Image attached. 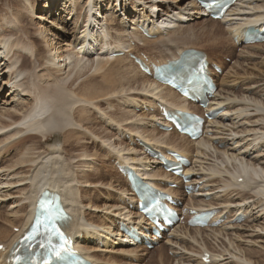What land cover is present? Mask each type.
<instances>
[{
	"label": "bare ground",
	"instance_id": "bare-ground-1",
	"mask_svg": "<svg viewBox=\"0 0 264 264\" xmlns=\"http://www.w3.org/2000/svg\"><path fill=\"white\" fill-rule=\"evenodd\" d=\"M159 1L156 3L153 0H9V13L4 10V7L3 9L0 8V51L3 52L0 56V91L2 88L5 89L7 87L9 97L11 98L10 106H12L9 108V105H7L6 108L0 110V188L13 187L15 184H21L26 180L30 182L29 186L27 185V189L29 188V190L26 192L23 189H18L14 195L7 191L0 195V206L4 205L7 198H11V195H13L12 197H18V195L23 197L17 200L12 199L10 202L11 206H15L21 201H27V205L21 204L14 209L15 211L12 214L14 217L17 216L14 220H5L0 213V219L5 224L0 226V244L5 247L4 252L0 251V264H2L1 259L7 256V251L13 248L14 243L22 235V230L32 219L36 200L45 189L59 192L63 196L72 216L71 221L67 224V230L72 235H75L79 249L89 256L94 264H125L124 262L128 258L137 260V250L142 252V249H139L138 246H133L129 242L124 243L115 239L110 242L111 237H109L114 234L115 236H119V224L125 220H130L133 225H140L137 213L134 210H127L128 206L133 204L134 196L129 192L126 180L124 179V189L121 187L122 185L118 184L120 186L119 189H123L121 191H123L124 196L117 194L119 205L116 203L115 207L111 206L108 208H113V211L110 210L111 216H107L110 218L104 217L105 221L102 220L101 222L97 220V222H94L89 218L88 222L85 210L99 207L94 206V200L88 199L86 203L82 201L79 193L80 187H87L89 181L96 180L99 182L103 178V174L94 166L96 164H93L96 161L97 154L91 153L84 145L77 148L73 144L84 140V137L88 134V137L92 138V143L98 145L100 142L102 144L99 148L104 147L103 150L108 159L113 157V162H116L115 166L126 165L130 168L138 169L144 180L159 187L166 188L164 185H167V183H176L177 179L163 172L158 161H150L146 157H140L141 155H136L133 148L130 150L128 147H122L123 142L120 140L121 138L114 139L120 136L125 138L127 135L128 140L135 143V136L131 131L134 129V125L138 123V118L131 114V110L128 109L127 111L120 112L121 115L117 121L113 119L115 115L111 113V117L113 118L107 117L101 109L103 105L110 104L112 99L117 98L119 95L121 96L124 93L134 94L135 91H145L151 87H153L152 91L162 88L160 90L162 94H159V96L154 95L158 100L155 98L148 99V104L146 103L145 106L139 105L146 108V111L150 113V117L147 114L145 117L151 118L149 120L151 125L145 122L148 126L140 127L142 131L139 132L140 134L136 133V135L138 134L136 139L138 138L148 146H156L154 148L160 150L162 153L173 150L185 157H189V154L193 153L194 145L205 149L212 147L213 154L225 158L227 163H234L231 171H226L225 168L221 171L217 165V167L214 166L215 163L213 166L208 167L210 174H224L228 176L223 181L225 184L218 187L221 189L218 193H224V196L227 198L221 206L217 207L219 210L216 214L218 217L225 218L221 224L223 227L218 229L206 228L205 230L196 228L187 232L190 234V239L193 243H197L196 235H210L212 238H208L214 241V243L219 238H222V241L225 244L227 243L228 248L220 247L219 252L215 251V253L209 250L205 242L203 244L200 242L199 248L201 252L200 250L189 251L188 249L186 251L191 256L197 254L199 258L203 251H209L210 264H264V245L256 247L257 249H253V251L249 249V245H244L243 233L239 234L241 233L239 229L243 227L248 228V232H252V234L257 233L258 235V232L264 233V226L254 224L255 221H258V218L264 220V170L260 166V163H258V158L263 155L260 154L259 156L258 153L263 152H259V150L263 149L264 146V128L260 127L263 128L262 133L254 134L255 130L253 127L252 130L255 136L252 134V138H249L251 141L249 142H246V138L243 139L246 142L245 145H242L244 142L237 144V142L231 139L230 146L237 144L231 147V152L237 151V154L231 153L230 156L227 151L218 150L217 148L218 144L225 147L227 141L212 132L214 129L217 130L215 126H221L217 124L220 122L224 124L225 118L230 113L238 114L239 116L237 115V117L236 114L234 115L236 118H241L242 115L247 117L250 115L248 114L250 108L254 109L253 112L262 114L260 120L258 119L259 121H256V123L261 122L264 126V91L258 98H255L252 94L250 97H248L249 95L245 97V92L242 93V97H239V95H235L231 91H223V87H220L219 84L218 92L211 99L209 107L203 111L201 108L177 96L173 90L161 86L159 83L154 82L151 77L140 73L137 68L127 61L126 57H112V54L115 52L129 53L131 50L130 43L150 48L153 44L149 39L142 37L138 33L136 26H146V23H150L152 27L154 19L161 21L157 27H152L148 33L151 36H156L154 39L161 38L163 40L161 43L165 44L161 45V48H163L161 50H165L167 54L166 57H159L157 64H165L167 60L176 61L183 51L189 49L186 45L180 47L181 44H187L192 40L189 37L194 38L196 36L195 32L187 30V22L191 20L189 19L191 18L190 14L194 16L201 14V16H204L201 10L199 8L196 10L187 9L186 13H183V11H179L181 8H177L178 6L174 5L178 2L180 3L181 0H163L161 2L162 5L171 4V10L177 11V13L170 16H166L164 13H162L163 15H159L162 8ZM245 1L247 5H251L250 3L253 0ZM122 2L124 3L123 7L121 6ZM41 4L43 5V13L38 11L37 14V9L40 8L39 5L41 6ZM188 5L192 7V2H187ZM155 10L156 13L154 12ZM149 11H152L151 15L148 14ZM233 12L230 10L225 15V17L234 15L241 17L239 19L236 17V23L233 25L226 24L233 19L211 20L212 22L226 24L225 32L230 36V41H233L235 38L236 43H242L245 27H260L264 23V11H261L259 6H246L241 11H235L236 14ZM52 16H55V19L53 18L52 22H48ZM117 16L121 18V23H116V21H119L115 20ZM125 23H127L128 27L132 25V29L129 30ZM66 24H70L71 29H69L71 32L69 31L65 34L63 31L67 27ZM180 27L186 29H181ZM183 31L188 34H182ZM54 32L58 34L64 33V35L75 33V35L73 37L71 35V43L67 45L62 43L65 36L56 35ZM213 32L211 31L215 39ZM202 33L209 35V31H202ZM202 33L197 34V36L200 37ZM169 34H171L170 38L167 36ZM208 37L213 39L211 35ZM259 48L262 50L264 45L253 47V49L258 50ZM153 62L156 63L155 61ZM118 64H122V66L118 68ZM150 65L148 64L151 73L152 69ZM114 66H116L115 71ZM84 76L86 79L76 84ZM39 78L46 79L49 82V86H39L36 81ZM242 78L247 77L243 76ZM251 78L253 79L254 77ZM30 80L33 82L31 83ZM231 82L234 83L235 81L232 80ZM29 86H32L31 90ZM74 86L76 88L71 90ZM28 93H32V102L30 104L24 106L16 103L15 98L27 97L26 94ZM132 103L134 104V100L126 99L125 104L127 108H134L135 110L136 104L133 105ZM242 104L243 106H240ZM160 105H168L173 110H189L196 114L200 113V115L218 108H221L224 113L210 122L209 128L211 130L208 129L207 132H211V138L206 137L199 142L191 143L186 137L179 136L175 131L166 134L160 133L155 128L156 118L160 115L158 114V107ZM93 110L97 111L96 116L99 114L100 120L106 123L105 126L107 128L109 126L112 128L111 131L107 132L104 129L99 131L101 127L98 128V131L94 129L90 130L86 127L88 121H90L88 113H92ZM134 117L136 120L133 119ZM4 118L8 119L9 122H5ZM94 120L93 118V126L98 127V123L94 122ZM242 120L244 121L243 117ZM128 121L129 125L124 126L122 124ZM141 122L143 121L139 120V123ZM113 126L122 132L120 133L117 130L114 132ZM128 126L130 128L127 130L126 127ZM149 126L150 130L147 129ZM248 131L250 133H247L250 135L251 129ZM247 133L246 135L248 136ZM24 134L29 135L23 138L22 135ZM111 139H113V142ZM213 140L216 141V146H213ZM258 141L260 143L263 141V146L256 143ZM29 143H32V145L28 146L27 144ZM103 143L108 144L104 145ZM65 144H68L69 147L66 154L63 150ZM190 144L193 149L188 147ZM20 147L21 151H17V154L12 157L17 159L14 161H12L13 159L7 160L10 150ZM41 148L43 149L42 152H36V149ZM196 151L198 152L199 149L196 148ZM131 152L135 154L132 157L130 154H123ZM71 153L75 155V159L71 156ZM98 158H100V155H98ZM70 159H74V164L69 162ZM43 160L44 162L40 163ZM8 163L10 164L6 166ZM27 163H31L33 170L29 177L23 179L21 177L23 174L22 169ZM223 164L221 162L219 166L222 167ZM77 166H82L85 170H81L78 173L75 170ZM79 174L82 175V178L78 177ZM2 178H4L3 181L1 180ZM8 178L10 180L7 181ZM238 178H242V182L239 184L236 182ZM91 184L92 182H89V185ZM97 184L99 185V183H95V185ZM112 187L114 186L110 184L109 188ZM206 187H208L207 184H203L196 195L198 204L193 207L197 210L212 209L211 207H214L211 201L206 203L204 201V198L210 195V191L212 190L206 192ZM118 191L120 192V190H117V193ZM169 191L177 195L175 191ZM234 192L235 194L233 195ZM255 211L256 213L253 214ZM237 214L248 217L244 221L247 224L246 226L232 224L231 220ZM251 214L258 216L251 218L253 217ZM8 227H10V231ZM14 228L18 229L17 233L12 232ZM99 230L106 232L104 237L99 234ZM229 232L232 233L229 234ZM187 233L185 232V234ZM94 237L104 246L109 244L111 247L116 244V246L121 247V250L118 249L119 252L110 251L103 253L106 251H99V249L97 250V246L89 244V240L95 239ZM230 237H233V239H230ZM167 244L169 246L177 245L173 241H167ZM190 245L188 244V246ZM177 246L181 247V245ZM181 248L185 249V247ZM158 252L160 256L159 261L161 264H164L165 260H162L163 249ZM174 254L177 255V252H174ZM180 256L181 258H177V264H189L191 261H195L191 256H185L183 253H180ZM198 263L202 264L200 260ZM127 264L132 263L127 262Z\"/></svg>",
	"mask_w": 264,
	"mask_h": 264
},
{
	"label": "rangeland",
	"instance_id": "rangeland-1",
	"mask_svg": "<svg viewBox=\"0 0 264 264\" xmlns=\"http://www.w3.org/2000/svg\"><path fill=\"white\" fill-rule=\"evenodd\" d=\"M129 1H131V0H129ZM153 1H159V0H153ZM161 1H163V0H161ZM161 1H159L160 6L162 7V9H164L165 11H167V9H166L167 6L162 5L161 4ZM187 2H192V7L189 6V5L187 6ZM245 2H246L245 0H242L241 2H239L238 6L236 7V9H234V12L233 13H235V11L236 12L237 11H241L246 6H249V7L259 6L260 7V10L261 11H264V0H253L250 3L251 5L253 4V6L247 5ZM0 5H1L0 8L3 9V7H4V10L6 12H8L10 10V2H9V0H1L0 1ZM174 5L178 6L177 8H182V9H184L186 7H187V9H191V10H196L197 9L193 5V0H181L180 3L178 2V3L174 4ZM121 6L122 7L124 6V3L123 2H122V5ZM39 7L40 8L37 9V14H38V11L40 13H43L42 12L43 11V5L41 4V6L39 5ZM169 9H171V6H169ZM183 12L185 13L186 11H183ZM243 12H245V11H243ZM54 17L55 16H52V18L49 19L48 22H50V21L52 22V20H53ZM190 17H191V20L187 22V30H190L192 32H195L196 36L194 38L189 37L192 40L189 43H187V44H181L180 47L183 46V45H186L187 47H189L191 49H195V50H198V51H203V52H205L208 55V57H209V59H210L211 62H214V63H217V64L220 65V67L222 69V72L218 75L217 82H218V85L220 84V87H223V91H226V90L231 91L233 94L239 95V97L240 96L242 97V95H243L242 93H244V92L246 94V95H244L245 97L247 95H249L248 97H250L251 94L255 98H258L259 96H261L263 94V91H264V83H263L264 82V71H263L264 70V67H263L264 66L263 65L264 64V50H263L264 48L262 50H261V48H259V50H258V49H253V47H255V46H244L242 44H236V43L233 45L232 41H230L231 40L230 39V36L225 32V26L221 22H219V23L217 22L216 23V22L209 21V19H207L206 17H202L199 14H197L195 16L193 14H191ZM235 17H237V16H234L232 18H235ZM194 18H196V19H194ZM237 18L239 19L241 17H237ZM120 19L121 18L117 16L115 18V20H119V21H116V23H118V22L121 23ZM233 22H235V21H233ZM66 25H67V27L65 26L66 27L65 28V31H63V32H65V34L67 32H69V31L71 32V30H70L71 29L70 24H66ZM125 25H126L127 28H129V30L132 28L131 25H130V27H128L127 26V23H125ZM183 25H185V24H183ZM180 28L181 29H186V28H183V27H180ZM67 29H68V31H67ZM202 31H204V32L205 31H209V35H211L212 37H213V35H212L211 31L212 32L214 31L213 34L215 35V39H214V37H213V39H210L208 37L209 35L207 33H205L206 35L203 34ZM200 33H202L203 36L202 35L200 37L197 36V34H200ZM54 34L60 35V36H65L63 38V40H62L63 41L62 43L63 44H67V45L71 43V39H72L73 35H75V33H73V34H71L72 35V37H71V35H64V33L58 34V33H55L54 32ZM182 34H188V33H186L185 31H183ZM190 34H192V33H190ZM170 35L171 34H169L167 36H169V38H170ZM69 37H70V39H69ZM68 41H69V43H68ZM161 41H163L161 38L152 39V40L150 39V42L153 44L150 48H147L145 46H139V45H136L135 44L136 46L133 48V51H136V52H144L145 54H147L148 56H150L152 58H158L159 59V57H166L167 54H166L165 50H161V49H163V48H161V45L162 44H165V43H161ZM154 47H156V48H154ZM151 48H154V49H151ZM136 52H134V53H136ZM121 66H122V64H118L117 65L118 68L121 67ZM260 67H261V69H260ZM115 70H116V66H114V71ZM232 73L235 75V77H233L234 75L232 76ZM249 75H250V77H249ZM243 76H245L247 78H242ZM114 77H115V75H114ZM236 77H239L240 79L239 78H236ZM251 77H254L253 78L254 81H253V79ZM26 78H27V76H26ZM72 78H73V76H72ZM83 79L84 80L86 79L85 76L83 78L79 79L76 82V84H78ZM236 79H237V81H236ZM257 79L259 80V82H258ZM232 80H234L235 82L234 83L231 82ZM238 80H240V81H238ZM36 81H37V84L39 86H42V87L43 86H45V87L46 86H49V82H47L46 79H40L39 78ZM30 82L32 83L33 81L30 80ZM226 82H227V84H226ZM230 82L233 83V84L230 85L231 84ZM250 87L254 88V89L251 88L253 91L251 89H249ZM75 88L76 87L74 86V87L71 88V90H74ZM29 89L31 90L32 89V86H29ZM152 89H153V87H151L149 90L146 89L145 91H143V90L142 91H140V90L139 91H135L134 94H125L124 93L121 96L120 95L119 96L117 95L118 96L117 98L112 99V101L110 102V104L103 105L101 109L104 112V114L107 115V117H111V113L113 115H115V118H113V117H111V118L116 119L117 121L119 120L118 117L121 115L120 112L127 111L128 109L131 110V114L132 115H135L136 118H138V123L133 122L134 120L132 121L133 123H136V125H134V129L131 132H132V134L134 136H138V134H140L139 132L142 131V129L140 127L148 126V124L151 125V123L149 121V120H151V118H148V116L150 117V115H149L150 113L146 111V108L140 107L139 105L145 106V104L146 103L148 104V101L150 99H152V98H155V99L158 100V98L155 97L154 95H158L159 96V94H162V93H160L161 92L160 90L162 88H160V90H156V91H152ZM26 95H27V97H17V98H15L16 103H18L20 105H24V106H26L27 104H30L32 102V93H28ZM128 98L131 99V101L134 100V104L133 103L132 104L133 105L136 104L135 110H134V108H132V109L131 108H127V105L125 103H126V99H128ZM10 103H11V98L9 97V92L7 91V87L5 89L2 88V90L0 91V110L3 109V108H6L7 105H9V108H11L12 106H10L11 105ZM263 103H264V101H263ZM237 106H239V105H237ZM240 106H243V104L240 105ZM251 109L252 108L249 109V113H248V114H250L249 116L245 117V115H242L241 118L238 117L239 120H238V118H236L238 114H236V113H230L225 118L224 124H222L220 122L221 124L219 123L217 125H221V126H216L217 127V130H215V129L212 130V132L214 134H218V136H220L221 139L227 141V145L225 147L222 146L220 148V146H217L218 150H225V151H227L228 154H229V156H230L231 153L237 154V151L231 152V149H232L231 147H234V145L236 146L237 144H240V143L242 144L243 142L244 143L242 145H245L246 142L251 141V140H249V138L250 139L252 138V134H253L252 128L253 127H254L253 129L256 131V132L254 131V134H256V133L260 134V133L263 132V130H262L264 128L263 124L261 122L256 123V121H259L260 120V118H261L260 116L262 114L255 113V112H253L254 109H252V111H251ZM96 114H97V111H95V110H93L92 113L91 112L88 113V115L90 116V121H88L86 127H88V129H90V130H93L94 129V130H97V131H98V128L101 127V129L99 128V131H102L103 129H104V131H107V132L111 131L112 128L110 126L107 128L105 126L106 123L100 120L99 114L97 116H96ZM146 114L148 115L147 117H145ZM235 114H236V117L234 116ZM242 117H243L244 121L242 120ZM255 117H256V119H255ZM93 118L95 119L94 122L98 123V125H99L98 127L93 126V124H92L93 123ZM136 118L134 117L133 119L136 120ZM157 119L158 118H156V120ZM3 120L5 122H7V123L9 122L8 119H5V118ZM139 120H142L143 122L139 123ZM145 122H147L148 124L145 123ZM127 123L123 122L122 124L124 126L129 125V121ZM247 123H249V124H247ZM137 124H138L139 128H138ZM123 125H122V129H123ZM260 127H263V128H260ZM113 128H114V130H113L114 132H115V130H117L120 133L122 132L118 128H116L115 126H113ZM126 128L128 130V128H130V127L128 126ZM147 129L150 130L151 129L150 126H149V128L147 127ZM246 129H247V131H246ZM250 129H251V134L249 135L250 132L248 130H250ZM218 130H220V131L222 130V132L220 133V131H218ZM114 132H112V133H114ZM247 132H249V133H247ZM136 133H138V134L136 135ZM246 133L248 134V136L246 135ZM254 134H253V136H255ZM28 135L29 134H24V135H22V137L24 138V137H26ZM86 135L87 136L84 137V140H80V142H78L76 144H73V146L78 148L81 145H84L85 147H87L89 149V151L91 153H96L97 154V156L95 158L96 161L94 160L96 163L94 162L93 164H96L94 166L98 169V171L101 174H103V178L100 179L99 182L96 181V180L89 181V182H92V184L89 185V182H88V186L87 187H85V188L80 187L79 193H80L81 199H82V201L84 203H86L88 199L94 200L95 201L94 206L95 207H99V208L92 207V208H89V209L85 210L86 211L85 213L87 215L86 216V220L88 221V219L90 218L91 221H94V222H97V221L99 222L100 221L101 222L102 220L105 221L104 217L106 218L107 216H111V211H113V208L108 209L109 207H111V206L115 207L117 204L119 205L118 195L119 196H120V194L123 195V193H122L123 191H121V190L124 189V180L122 178H120L119 174L115 170V167L113 166V162H112L113 161V159H112L113 157H110L108 159L107 156H105V152L103 150L104 147L103 148H99V147L102 146V144H100V142H99L98 145L92 143L91 142L92 138L88 137L89 136L88 134H86ZM101 136H103V135H101ZM114 139H120L123 142L122 145H121L122 147H128L130 150H132V148H133V151L136 153V155L138 154V156L141 155L140 157H144L142 155L140 149H137L138 147H136L135 144L133 145V144L129 143L127 138H123V137L120 136L118 138L115 137ZM231 139H233L234 142H237V144H234L233 146H230ZM243 139H245L246 142ZM111 140L113 142V139H111ZM174 141H176V140L174 139ZM41 142H43V141H41ZM256 143H259V145H262L263 144V141H262V143H260L259 141L256 142ZM103 144L104 145H107L106 143H103ZM27 145L28 146L29 145H32V143H29ZM215 145L216 144H213V146H215ZM242 145H239V146H242ZM188 147L189 148H192V149L194 147L193 153L191 155L189 154V158H190V161H191V166L190 167L194 171L192 173L194 175V177L191 179L190 184H192V183L194 184V182H195V184L194 185L192 184V186L193 187H198V190L197 191H199L201 189V186L203 184H207L209 186V190L212 189L210 191V193L212 194V196H210V197L215 202V203L212 202V205L213 206L215 205L217 207L221 206V204L224 201H226L227 198L224 196V193H218L221 190L218 187H220L223 184H225V182H223V181L226 180L228 178V176L227 175H224V174H221V175H218V174L216 175V174H212V173L210 174L208 172V167H210L211 165L213 166V164L215 163L214 166L217 165L218 168L221 171H223L224 168H225L226 171H231V168L234 167V163L233 162L227 163L226 160H225V158L221 157L220 155L213 154L212 153L213 152L212 151V149H213L212 147L209 148V149H205V148H202V147H197L196 145H194L192 147L191 144ZM196 148L199 149L198 152L196 151ZM63 150H64L65 154L68 152V150H69L68 144H65L63 146ZM17 151L20 152L21 151V147L10 150V153L8 155V159H7V156H6V159L7 160H12L13 159L12 161L16 160L17 158L14 159L12 157L15 154H17L16 153ZM42 151H43L42 148L41 149H36V152H42ZM261 151H263V152H261ZM259 152H261V153H258L259 156H260V154L261 155L263 154V155L258 158L259 159L258 160V163H260V166L264 170V146H263V149H260L259 150ZM123 154H125V155L130 154L131 157L135 155L132 152L131 153H123ZM98 155H100V158H98ZM71 156H73L74 159H75V155L74 154L71 153ZM253 156H255V155H253ZM74 159H70L69 162L72 163V164H74V161H73ZM43 162H44V160L41 161L40 163H43ZM221 162L224 163L222 165V167L219 166L221 164ZM9 164L10 163L6 164V166H8ZM36 164H39V163H36ZM145 165H148V164H145ZM77 167H78V169H77ZM77 167H75L76 168L75 170L78 173L81 170H83V171L85 170V168H82V166H77ZM32 170H33V166H31V163L25 164V167L22 169V173L23 174L21 175V177L23 179L29 177ZM81 176L82 175H80V174L78 175L79 178H82ZM199 176H201V177H199ZM1 180L3 181L4 178H2ZM8 180H10V178H8L7 181ZM117 180H118V182H117ZM28 181L29 180H26V181H24L21 184L19 183L20 185L19 184H15V186L9 187V188H2L1 187L0 188V193H1L0 195L4 194V192H6V191L9 192V193H12L14 195V194L17 193L16 190H18V189H23L24 192H26V191L29 190V188L27 189V185L29 186V184H30V182H28ZM94 181H96V182H94ZM206 182H208V183H206ZM95 183H99V185L98 184L95 185ZM110 184H112L114 187L109 188V185ZM118 184L119 185H122L121 187L123 189H121V188L119 189L120 186H118ZM102 185H104V186H102ZM117 190H120V192L118 191V193H117ZM174 190H175V192L176 191L179 192L178 194L176 192V194L183 199V202L184 203L186 202L187 205H189V206H190L189 203H191L192 208H193L194 205H197L198 204V202H197L198 201L197 200L198 198L197 197H195L194 199H191V202H189V198L184 197L183 196V193L181 192L180 189H174ZM234 194H235V192L233 193V195ZM13 195H11V198L10 197L7 198V200H6V202H5L4 205L0 206L1 216L5 220H9V221H10V219L11 220H14L17 217V216L14 217L13 214H12V212L15 211L14 209H16V207L18 205H21V204L27 205V201H24V202L21 201L19 204L17 203L15 206L14 205L11 206L10 205L11 204L10 202H11L12 199H16L17 200V199H22L23 198L22 196H19V195H18V197H16V196L12 197ZM12 203H13V201H12ZM103 205H105V206L103 207ZM9 206H11V207H9ZM101 209H102V212H101ZM106 212H108V213H106ZM255 213H256V211L253 214H255ZM253 214H251V215H253ZM257 216L256 215H253V217H251V218H254V217H257ZM107 218H110V217H107ZM257 220L258 221L257 222L255 221L256 223L254 222V224H258L260 226L261 225L264 226V220L263 219L258 218ZM2 225H5V224L2 223V219H0V226H2ZM242 225L246 226L247 224L246 223H242ZM93 226H95V225H93ZM8 229L10 231V227H8ZM248 230L249 229L246 228V227H243V228L239 229V232H241L239 234H242L243 233L242 235H244L242 237H243V241L245 242V244L243 243L245 246L246 245H249V249H251V250L254 249L255 250V249H257L256 247H259V246L264 245V233L258 232L259 234L257 235V233H253V234H252V232L249 233ZM189 231H192V230L178 229L177 232L175 231L176 233H174V237L171 240L174 243H177V245H181V247H185V249H182L181 247H179L177 245H170L169 246L167 244V240H165V241H161L160 244L154 250H147V249H144V248L143 249L141 248L142 249V252L139 251V250H137V253H138L137 260L129 259L128 258L127 260H125L124 263L127 264V262H128V263H132V264H161L160 261H159L160 256H159V252L158 251L161 250V249H163V252H162L163 253L162 254V260L163 259L165 260V263L164 264H177V260L179 258H181L180 253L185 254V256H191L186 251L187 249L189 251H199V250L201 251V249L199 248L200 242H202V244L205 242L207 244V247L209 248V250H211L212 252H215V251L216 252H219V250L222 247L223 248H228L227 243L225 244L222 241V238H219L218 240H216V243H214V241H211V239L208 238V237H211L210 235H208V236H201V235L197 236L196 235L197 243H195V242L193 243L192 240L190 239V234L187 233ZM12 232H13V230H12ZM185 232L187 234H185ZM13 233H15V232H13ZM231 233L232 232H229V234H231ZM246 233H247L248 236L246 235ZM99 234L102 237H104V234H106V232L103 231V230H99ZM260 234H262V235L259 236ZM109 237H111L110 242L112 240H114V239L116 241L119 240V237L118 236H115V234L113 236L111 235ZM230 239H233V237H230ZM121 240H122V238H121ZM182 240H183V242H182ZM115 243H117V242H115ZM253 243H256V244H253ZM118 244H120V243L118 242ZM188 244H191V245L188 246ZM238 244H240V243H238ZM257 244H259V245L257 246ZM240 246H241V244H240ZM120 248L121 247L120 246H116V244L112 245L111 247H110L109 244L108 245L106 244L105 246L102 245L101 247H98L99 251H106V252H103V253H108L110 251L111 252H113V251H115V252L118 251L119 252V250H121ZM174 252L175 253L177 252V255L174 254ZM191 258H193V260H195V261H191L189 264H199L198 263L199 262V256L197 254H194L193 256H191Z\"/></svg>",
	"mask_w": 264,
	"mask_h": 264
}]
</instances>
